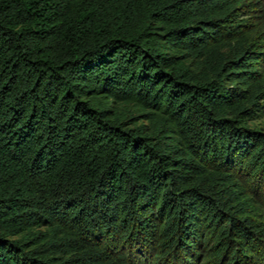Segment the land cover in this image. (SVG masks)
<instances>
[{
    "label": "trees",
    "instance_id": "16d2710c",
    "mask_svg": "<svg viewBox=\"0 0 264 264\" xmlns=\"http://www.w3.org/2000/svg\"><path fill=\"white\" fill-rule=\"evenodd\" d=\"M260 98L264 0H0V264H264Z\"/></svg>",
    "mask_w": 264,
    "mask_h": 264
},
{
    "label": "rangeland",
    "instance_id": "374dc122",
    "mask_svg": "<svg viewBox=\"0 0 264 264\" xmlns=\"http://www.w3.org/2000/svg\"><path fill=\"white\" fill-rule=\"evenodd\" d=\"M259 101L264 102V99L260 98ZM249 125L264 130V111H259L257 117L249 121Z\"/></svg>",
    "mask_w": 264,
    "mask_h": 264
}]
</instances>
